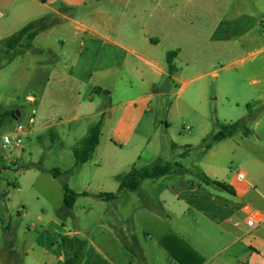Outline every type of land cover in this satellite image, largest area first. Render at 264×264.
<instances>
[{"label": "crops", "instance_id": "obj_1", "mask_svg": "<svg viewBox=\"0 0 264 264\" xmlns=\"http://www.w3.org/2000/svg\"><path fill=\"white\" fill-rule=\"evenodd\" d=\"M212 1L0 0V10L5 11L0 16L6 17L1 32L10 34L1 42L31 22L57 18L21 55H39L36 40L56 28L66 31L75 46V52L64 48L59 55L47 49V62L54 67L49 75L71 82L74 106L39 122L40 94L28 95L26 100L30 114L36 112L34 131L49 132V149L57 147L61 154L69 151L73 158L70 169H59V178L51 177L60 181L65 174L70 180L61 182V188L67 184L81 194L68 209L62 188L63 203L57 213L47 215L42 211L23 227L24 233L9 244L7 258L0 254V264H264V92L257 102L262 106L251 114L250 135L237 133L221 140L202 151L192 167L179 162L188 172L174 169L159 179H148L156 191L157 206H142L139 193L131 191L119 193L113 201L83 195L117 193L120 183L116 178L123 174L121 171L141 168L138 163L147 138L138 130L153 97L167 94L158 90L160 80L182 84L178 90L182 93L189 82L181 78V72L198 61L242 65L264 53V15L260 11L242 14L238 7V17L230 20L225 15L228 5L212 8ZM104 2L111 6H104ZM200 9L215 19L209 30L199 28L207 23V16L201 19ZM61 43L65 47L68 40ZM170 52H176L172 75ZM63 64L69 65V74L60 70ZM50 80L47 78L48 87ZM104 95L110 98L107 105L102 102ZM47 114L44 110L43 117ZM102 116L100 144L88 162L76 167L73 148L80 146ZM80 135L79 144L67 145L69 138L75 140ZM127 147L132 148L127 158L109 154ZM23 152H18L13 162L22 159ZM2 158L0 178L13 172L12 168L5 169L12 160ZM161 162L158 159L154 164ZM24 168L17 167L15 175L31 171L29 166ZM200 173L227 184L232 191L205 184ZM12 185L21 189L16 182L5 184L8 188ZM4 193L7 202L9 194L3 189ZM23 209L26 212L18 213L21 219L27 215V209ZM250 209L263 215L262 223L255 228L246 225ZM0 223L6 227L1 218ZM4 248L2 245L0 250ZM78 251H82V257L74 260Z\"/></svg>", "mask_w": 264, "mask_h": 264}, {"label": "rangeland", "instance_id": "obj_2", "mask_svg": "<svg viewBox=\"0 0 264 264\" xmlns=\"http://www.w3.org/2000/svg\"><path fill=\"white\" fill-rule=\"evenodd\" d=\"M221 4L228 5L225 15L230 20L238 17V7L242 14L260 11L264 15V0H244V2L228 0L226 3L222 0H213L212 8L213 5L221 6ZM103 5L111 6L107 2ZM2 13L5 14V11L0 10V14ZM205 16H207L205 19L207 23L204 21ZM214 17L215 15H212V18ZM5 19L6 17L0 16V138L9 133L16 123L25 124L29 120L31 107L26 100L28 95L40 94L41 96L37 114L39 122L50 119L53 112L59 114L63 109L72 108L75 104L70 97L73 85L71 82L70 84L61 82L55 76L50 77L49 72L54 67L47 62L49 52L47 49H51L58 55L65 50L64 48L71 53L75 52V46L70 42L68 33L60 28L45 32L35 43L39 55L27 53L16 57L15 51L23 50L25 42L17 44L15 50L8 49L7 40L1 42L3 37L10 35L1 32V23ZM201 19L204 24L201 23L199 28L209 30L211 25L214 27L215 19L211 20L204 9L201 12ZM56 21V17H49L46 25ZM262 27H264V20ZM207 33L209 31H206ZM61 40H68L65 47ZM198 62L181 72V78L189 82L182 93L178 91L182 84L178 85L167 79L158 82V90H166L167 94L153 97L150 108L139 126V133L147 138L138 163L139 167L150 166L158 159L162 161L160 165L165 163L175 165L179 162L184 166L197 165L198 158L206 149L210 136L217 132L221 124L242 119L262 106V103L257 102L260 94L264 92V53L250 57L242 65H231L226 61L208 59ZM69 68V65H60V70L68 74ZM214 73L217 76H213ZM47 78H51L49 87L46 83ZM89 92L90 89L87 94ZM102 102L107 105L110 98L104 95ZM99 104L100 107L101 103ZM34 107L37 109L36 105ZM44 110L48 113L45 117H43ZM15 112L21 114L20 118L13 116ZM61 118H64L63 115ZM96 120L97 118L93 121ZM85 132L83 136L88 131ZM83 136L80 135L75 140L69 138L66 143L68 146L77 145ZM206 137L208 140L202 141ZM51 139L50 133L46 130H35L20 147L4 149L0 145V157L12 160L5 169L13 170V172L4 173L0 178V218L4 220L6 226L3 228L0 223V247L5 246L0 250V254L6 258L11 252L9 244L15 243L24 233L23 227L27 226L31 220H35L42 211L47 215H55L62 206L61 182H67L70 178L63 174L60 181H56L49 172L56 168L64 172L74 163L73 158L69 157V151L61 154L57 147L49 149ZM131 149V147L117 148L109 154L123 159L129 156ZM22 151H24L22 159L13 162L17 153ZM28 166L31 171L27 173L21 171L15 175L19 171L17 167L22 169ZM126 170L123 169L121 173ZM7 181L20 184L21 189L18 190L15 185L6 187ZM3 189L9 194L7 202H5L6 193L2 194ZM140 191L146 202L157 206L156 191L153 190L150 180L142 181ZM146 202L142 201V206H145ZM23 208L27 209L25 219L18 216L19 211H24ZM99 209L101 208L98 207L97 212L100 211Z\"/></svg>", "mask_w": 264, "mask_h": 264}, {"label": "trees", "instance_id": "obj_3", "mask_svg": "<svg viewBox=\"0 0 264 264\" xmlns=\"http://www.w3.org/2000/svg\"><path fill=\"white\" fill-rule=\"evenodd\" d=\"M48 17L42 18L38 21H34L26 25L22 28L18 33L7 39L6 45L9 50H15V47L20 42H25V47L23 50L15 51V55L19 56L24 53L25 50H28L32 46V42L35 37L38 35L40 31L45 29L48 25H46V21ZM176 56V52H170L168 54V63L170 75L174 73V66L172 65V59ZM13 116H16V112L13 113ZM252 115L249 114L247 117L239 119L235 122H231L228 124H221L218 132L210 136L209 142L206 145V149H210L214 144L220 142L221 140L234 136L237 133H243L245 136L251 134V130L249 128V122L252 120ZM102 126H103V116L101 119L90 128L88 135L82 140L80 146L73 148V154L76 160V167L88 162L92 156L94 155L96 148L100 144V139L102 135ZM208 139H204L206 142ZM175 168L179 171L188 172L182 164L176 163L175 165L171 163H165L164 165L153 164L150 166H146L143 168L133 167L129 172L123 173L117 176V180L120 183V187L117 193H101L98 195H90L88 193H83L84 196H95L105 201H113L119 193L123 191H131L139 193L140 197L144 202L145 197L143 193L140 191L141 183L145 179H159L168 175ZM2 172V168H0V173ZM53 178H59L61 171L59 169H54L50 172ZM200 177L205 184L215 185L221 189L232 191V189L225 183H221L219 181H214L209 178L206 174L200 173ZM62 188L64 191L63 202L66 208L72 209L74 204L81 194L77 193L73 189H71L67 184H62ZM149 202H146L148 204ZM82 257V251H78L74 254V260H79Z\"/></svg>", "mask_w": 264, "mask_h": 264}, {"label": "built area", "instance_id": "obj_4", "mask_svg": "<svg viewBox=\"0 0 264 264\" xmlns=\"http://www.w3.org/2000/svg\"><path fill=\"white\" fill-rule=\"evenodd\" d=\"M36 126V112L32 111L27 123L18 122L9 133L0 138V145L4 148H15L23 145L24 141L33 133ZM243 177V175H240ZM263 221L262 213L257 209H250L246 218V225L255 228Z\"/></svg>", "mask_w": 264, "mask_h": 264}, {"label": "water", "instance_id": "obj_5", "mask_svg": "<svg viewBox=\"0 0 264 264\" xmlns=\"http://www.w3.org/2000/svg\"><path fill=\"white\" fill-rule=\"evenodd\" d=\"M16 117H19V112L16 113Z\"/></svg>", "mask_w": 264, "mask_h": 264}]
</instances>
